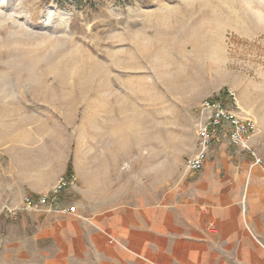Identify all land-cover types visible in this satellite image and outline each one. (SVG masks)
<instances>
[{
	"label": "rangeland",
	"instance_id": "obj_1",
	"mask_svg": "<svg viewBox=\"0 0 264 264\" xmlns=\"http://www.w3.org/2000/svg\"><path fill=\"white\" fill-rule=\"evenodd\" d=\"M228 89L264 164V0H0V208L64 156L77 194L162 198L189 174L196 107ZM244 202L264 214V183ZM11 238L0 220V264Z\"/></svg>",
	"mask_w": 264,
	"mask_h": 264
},
{
	"label": "crops",
	"instance_id": "obj_2",
	"mask_svg": "<svg viewBox=\"0 0 264 264\" xmlns=\"http://www.w3.org/2000/svg\"><path fill=\"white\" fill-rule=\"evenodd\" d=\"M231 145L228 137L220 138L209 152L212 161L208 156L202 170H188L158 200L77 194L78 178L63 195L74 213L0 216L15 237L5 245L2 264H264V214L247 213L244 202L247 187L264 181L256 178L259 167L251 168L249 154ZM69 159L64 156L56 169L47 159L11 184L8 205L49 192L63 174L83 180L79 169L68 171Z\"/></svg>",
	"mask_w": 264,
	"mask_h": 264
},
{
	"label": "built area",
	"instance_id": "obj_3",
	"mask_svg": "<svg viewBox=\"0 0 264 264\" xmlns=\"http://www.w3.org/2000/svg\"><path fill=\"white\" fill-rule=\"evenodd\" d=\"M242 107L234 90H226L214 98L204 99L197 107L198 120L197 150L186 161L190 172H198L204 167L213 145L223 136L240 149L248 152L253 160L251 168L260 166L264 169L263 159L252 145L258 127L254 119L242 114ZM78 178L74 174H63L46 193L27 194L22 202L16 205L5 204L0 208V216L16 214L19 211L67 212L74 209L65 205L63 195L66 190L77 185Z\"/></svg>",
	"mask_w": 264,
	"mask_h": 264
},
{
	"label": "trees",
	"instance_id": "obj_4",
	"mask_svg": "<svg viewBox=\"0 0 264 264\" xmlns=\"http://www.w3.org/2000/svg\"><path fill=\"white\" fill-rule=\"evenodd\" d=\"M72 170H73V165H72V163L70 162V163H69V167H68V171H69V172H72Z\"/></svg>",
	"mask_w": 264,
	"mask_h": 264
}]
</instances>
